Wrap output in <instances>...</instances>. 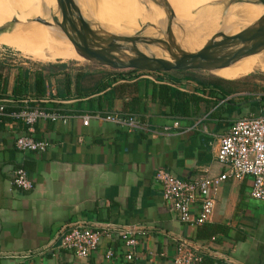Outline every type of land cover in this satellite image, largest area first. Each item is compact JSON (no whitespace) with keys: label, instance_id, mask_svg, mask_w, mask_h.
Masks as SVG:
<instances>
[{"label":"crops","instance_id":"1","mask_svg":"<svg viewBox=\"0 0 264 264\" xmlns=\"http://www.w3.org/2000/svg\"><path fill=\"white\" fill-rule=\"evenodd\" d=\"M7 62L0 60L5 81L0 97L8 110L30 104L71 119L65 125L38 121L32 132L12 121L0 126V264H173L179 240L196 250L199 261L194 264H264V203L251 199L250 178L225 181L214 195L211 217L200 227L181 224L168 212L154 179L159 170L184 181L220 176L219 138L244 115L263 116L264 106L244 104L243 92L223 97L215 91L212 96L210 89L200 90L191 81L182 88L173 80L137 74L116 82L102 79L111 85L107 95L78 98V74L95 77L82 83L88 88L104 72L52 65L33 73L9 68ZM36 75L43 82L42 96L35 89ZM154 85L194 92L199 100L189 102L188 115L182 116L152 96ZM227 100L241 109L228 113L223 107ZM106 113L133 114L149 131H128L95 118L82 125V116ZM21 136L47 141L50 147L42 153L20 152L15 142ZM18 168L26 172L32 190L14 188ZM79 223L142 230L133 260L124 259L125 248L114 235L103 238L85 259L44 250L65 225ZM108 250L114 253L111 260L105 259Z\"/></svg>","mask_w":264,"mask_h":264},{"label":"built area","instance_id":"2","mask_svg":"<svg viewBox=\"0 0 264 264\" xmlns=\"http://www.w3.org/2000/svg\"><path fill=\"white\" fill-rule=\"evenodd\" d=\"M11 57L13 55L0 52L2 61H9ZM91 118L128 131H149V126L133 114L106 113L82 116V125L87 126ZM69 119L71 118L68 114L59 110L28 106L8 110L6 105L0 104V126L6 121H12L32 132L38 121L60 122L65 125ZM178 127L179 123L175 121L173 128ZM163 130L167 132L169 129ZM15 147L20 152L42 153L50 147V143L21 136L16 139ZM216 158L224 168V173L217 177L206 176L184 181L165 170L155 173L154 179L160 187L162 200L168 212L179 223L195 227L204 225L213 213L216 191L230 179L242 181L250 178L251 199L264 203V115H247L234 121L227 132L219 138ZM12 184L19 190L33 189L26 172L21 168L14 171ZM142 232L135 227L109 223L65 225L44 250H63L72 253L78 259H85L98 249L103 238L114 235L125 248L124 259L131 262L138 244L137 235ZM113 257L112 251L108 250L105 253L106 260H111ZM197 261L199 257L196 250L189 249L186 241L179 240L173 264H194Z\"/></svg>","mask_w":264,"mask_h":264},{"label":"bare ground","instance_id":"3","mask_svg":"<svg viewBox=\"0 0 264 264\" xmlns=\"http://www.w3.org/2000/svg\"><path fill=\"white\" fill-rule=\"evenodd\" d=\"M34 8L38 9L42 16L37 15L33 11L21 6L13 0H0L2 7L8 9L7 15H11L16 23L23 25L19 27L13 24V31L19 36L23 33V39H31L37 44L45 47L53 48L68 54L72 60L83 61L76 55L70 43L66 40L63 33L57 27H45L40 24L31 23L30 20L42 18L46 21L50 20V15L60 21L57 5L55 0H23ZM84 6L92 0H76ZM101 6L98 8L96 2L94 6H89L92 14L101 24L105 25V30L108 29L115 35H130L136 33L139 29L137 22L145 24L147 29L142 32V36L156 37L163 39V25L165 23L163 12L151 4L145 6L137 5L132 0H124L126 5L116 0H100ZM172 8L174 14L183 21L188 22V27L176 25L174 36L179 48L187 53H194L200 50L205 43L210 41L215 35H236L241 31L247 29L259 19L264 17V8L260 5L249 3L240 6H233L224 11L216 4L205 12L198 13L196 18L192 15V10L204 7L206 2L211 0H167ZM217 1V0H213ZM231 2V1H230ZM231 4V3H230ZM86 8H84L85 10ZM250 15V17H249ZM221 21L219 22L218 20ZM10 20V22H14ZM52 24V22H49ZM179 23V24H181ZM15 25V26H14ZM17 26V27H16ZM27 27V28H26ZM178 27V28H177ZM183 27V30L182 28ZM25 30H28L25 32ZM182 30V31H181ZM20 31V32H19ZM109 32V33H110ZM128 33V34H127ZM6 36L5 39H7ZM4 39V38H1ZM4 39V40H5ZM216 38L215 41H219ZM23 40H16L14 44L21 45L23 42H30ZM25 53H31L27 48L19 46ZM139 50L147 56L155 57L158 60H166L168 56L159 47L143 48L138 46ZM264 72V51L251 54L242 58L235 64L228 68L220 69L211 72L212 75L230 80V77L248 75L254 72Z\"/></svg>","mask_w":264,"mask_h":264},{"label":"water","instance_id":"4","mask_svg":"<svg viewBox=\"0 0 264 264\" xmlns=\"http://www.w3.org/2000/svg\"><path fill=\"white\" fill-rule=\"evenodd\" d=\"M55 1L60 21L50 15L52 24L42 18L34 19V23L45 27H57L83 62L107 67L114 71L146 73L142 75L144 79L155 81L149 74L170 73L172 71L211 73L228 68L251 54L264 51V17L236 35H215L197 52L187 53L182 51L176 43L172 31V25L175 24L176 18L166 0H148L166 13V28L163 30V39L142 36V32L145 30L136 33L134 36L109 33L96 25L93 20L84 18L75 0ZM138 3L141 2L138 0ZM249 3L264 8V0L238 1V4ZM14 23L16 21L1 28L0 34L10 30ZM181 24L178 25L181 26ZM216 38H220L219 41H215ZM138 46L143 48L159 47L168 58L161 61L155 57L147 56L139 50Z\"/></svg>","mask_w":264,"mask_h":264},{"label":"rangeland","instance_id":"5","mask_svg":"<svg viewBox=\"0 0 264 264\" xmlns=\"http://www.w3.org/2000/svg\"><path fill=\"white\" fill-rule=\"evenodd\" d=\"M13 1L20 4L21 6H23L25 8H27V9L33 11L37 15L42 16L41 12L38 9L34 8L33 5L27 3L23 0H13ZM116 1L126 5L124 0H116ZM132 1L135 4L142 5V6H145L146 4L147 5L148 4L153 5L148 0H139L141 3H138V0H132ZM189 1H198V0H189ZM238 1L239 0H217V1L211 0V1L206 2L204 7L192 10V15L194 16V19H195L196 15L198 13H200L202 9H203L202 12H205L208 9L212 8L215 4L217 6H220V8H222V9L225 8L224 11L226 12L227 9L232 8L233 6L242 5V4H238ZM251 1L254 2V0H251ZM95 2H96L95 6H97L99 8L101 6L100 0H92L88 4L86 3L84 6H81V4L79 2H77V4H78V7L81 10V14L84 16V18L93 20L96 25H98L99 27H101L102 29L105 30V28H104L105 25L101 24L92 15L94 13L90 11L89 6L90 5L94 6ZM167 3H168V1H167ZM153 6L158 8L155 5H153ZM84 8H86V9L84 10ZM158 9H160V8H158ZM7 10L8 9H6L5 7H2V5L0 4V29L12 24L10 22V20H13L12 16L7 15V14H9ZM161 11L163 12V17L165 20V23L163 25L164 26L163 30H165L166 19H167L166 13L163 9ZM249 17H250V15H249ZM175 18H176L174 20L175 24L172 25V31L173 32L176 29V24L180 23V18L177 17L176 15H175ZM218 21L220 22L221 19ZM30 22L34 23V19L30 20ZM48 22H52V21L48 20ZM182 23L184 24L185 28H186V26L188 27L187 21H183ZM15 25H17L19 27H24L23 25H20L18 23H15ZM137 25L139 26V29L136 33H140L143 30L147 29V27H145V24H141L140 21L137 22ZM182 30H183V27H182ZM26 31H28V30H25V32ZM105 31L110 32V31H108V29ZM136 33H133V34L131 33L128 36H134V35H136ZM22 35H23L22 32H21V36H19L15 31H13V27H11L10 30L6 31V33L0 34V52L3 51L4 54L11 55V56L13 55V57H11V59H8L9 60L8 62L4 61V62L8 63L7 66H9V68H12V67L22 68L25 71L37 73L38 71L45 70L46 68L51 67L52 65H54V66L55 65H64L68 68H73V69H76L78 71H88L91 69L92 70L96 69L100 72L110 73V74L116 73V72L125 74L128 72V71H114V70H111L107 67H100V66H96V65H92V64L83 62V61L72 60L69 58L68 54H65L61 51L55 50L53 48H49V47H45L43 45L37 44L34 41H30L31 39H23ZM6 36H8L7 39H5ZM1 38H4L5 40L1 39ZM18 39L23 40V41H30V42H23L21 45L14 44L15 41ZM19 46L27 48L28 50L31 51V53L25 54L19 48ZM61 61H64V62H61ZM74 67H76V68H74ZM137 73H139V72H137ZM139 74L143 75L146 73L140 72ZM130 75H132V74H130ZM149 75L157 76V77H159L165 81L172 82V80H173L175 83L180 84V86L182 88L188 87L189 83H187V82H189V81L194 82L193 80L207 81L209 79H222V78H219V77L212 75L211 73L203 72V71H172L170 73H155V74H149ZM228 79H230V80H226V79H223V80L234 82L236 85H234L233 88L238 89L239 91H242L243 97H247L250 99H256V98L264 97V72H258L257 71V72H254V73H251L248 75L230 77ZM243 115H244V113L242 114V116ZM244 116H246V115H244Z\"/></svg>","mask_w":264,"mask_h":264},{"label":"trees","instance_id":"6","mask_svg":"<svg viewBox=\"0 0 264 264\" xmlns=\"http://www.w3.org/2000/svg\"><path fill=\"white\" fill-rule=\"evenodd\" d=\"M127 74L128 75L137 74L136 78L140 76V74L137 73L136 71H128L125 74L118 72L112 74L100 73L97 76L98 82H95L93 86L90 85L88 86V88H84L82 87V83H84L87 80L94 81L96 79L94 76L91 77L87 74L79 73L75 82L76 88H78V98L86 97L88 95L91 96L101 92H105L104 94L107 95L106 90L109 89L111 85L109 83L102 82V79L105 80L111 77V79L114 82H116V80H124L123 75H127ZM193 81L196 84V88L200 90L210 89L212 96L215 94V91L216 92L219 91V93H221L223 97H228L233 94L242 92L239 91L238 89L233 88V86L236 85L234 82L226 81L223 79H209L207 81L193 80ZM42 85L43 82L41 80V77L39 75H36L35 89L37 94H39L40 96H42V91L39 89V87ZM4 90H5V81L4 80L2 81L0 76V94H3ZM152 96L154 98L159 99V101H161V103H163L164 105H169V106L173 105L174 109L177 110L178 113L181 114L182 116L188 115L189 102L192 101L195 102L199 100L198 96L194 92L188 93L186 91L180 90L177 87H173L169 85H154V91L152 92ZM36 98H40V97H36ZM243 101L244 104H250L252 108L264 106V97L260 99V102L247 97H244ZM3 102H4L3 98L0 97V104H3ZM28 106H30V104ZM223 107L224 109H226L228 113H232L235 110L238 111L241 109L240 105L236 104L232 100H227Z\"/></svg>","mask_w":264,"mask_h":264}]
</instances>
